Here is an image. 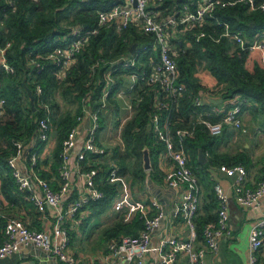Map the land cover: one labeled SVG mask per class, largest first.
<instances>
[{
	"label": "trees",
	"instance_id": "16d2710c",
	"mask_svg": "<svg viewBox=\"0 0 264 264\" xmlns=\"http://www.w3.org/2000/svg\"><path fill=\"white\" fill-rule=\"evenodd\" d=\"M13 1L14 6L8 0H0V43L4 44L8 40L12 42L8 51V61L16 69L14 74L4 75L0 79L3 95L6 97L5 111L0 117V193L8 205H14L17 199L26 200V204L40 213L34 202L29 199L28 193L19 189L9 159L19 153L20 143L25 147L29 145L23 151L28 165L34 152L40 156L46 143L40 140L38 134L39 120L45 116L42 104H47L52 111L51 128L57 131V143L52 157L44 161L45 166L39 159L33 169L53 190H58L62 181L60 168L63 142L72 128L79 123V117L83 114L84 98L90 97L87 102L93 108L101 107L106 73L113 68L112 62L118 58L136 54L140 62L136 67L116 64L119 70L113 74L117 83L112 86V91L126 82L125 77H119L121 73L141 71L143 64L144 68L149 65L150 70V55L153 54L155 59H158V55L153 49L140 50L142 43L152 41V35L138 32L134 25L121 32L115 27H102L77 55L76 62L66 73L62 72L60 67L46 56L58 48L67 47L74 38L75 27L83 30L95 27L100 11L124 5L125 0ZM261 1L257 0L258 3ZM184 3V0H164L161 8L164 9L165 15H169L175 9L181 8ZM225 23H228L232 30L241 31L248 43H251L258 33L264 31V10L250 11L248 5L239 3L218 8L214 16L208 17L202 26L199 24L170 26V40L175 46V59L181 72L180 81L187 86V92L181 96L178 105L163 112L164 117H169L173 130L179 127H192L193 122L198 119L199 111L211 109L213 103L206 100L203 106H195L197 96L206 98L221 96L224 99L222 104L224 111L231 109L239 100H243L242 111L249 109L255 115H260L264 124V68L255 66L253 70H249L246 67L249 50L242 48L232 37L224 35ZM201 31L206 34L198 39L197 35ZM134 43L138 45L135 53H131L130 48ZM201 69L208 70L216 78V86H205L198 74ZM37 84L42 86L41 94L37 93ZM28 89L34 94L33 105ZM157 91H160L159 85L148 87L141 92L143 99L136 102V115L122 130L125 152L117 153L116 149L114 154V158L121 166L119 175L128 169L129 160L132 159L134 177L141 182L146 177L143 167L144 148L148 147L150 150L152 175L158 168L157 157L165 149V144L157 141L150 129L151 116L156 110ZM58 92L69 104L76 105L74 110L61 108L57 99ZM111 93L109 100L114 99L113 92ZM100 114L102 122L103 110ZM223 114L224 112L207 117L212 121H218ZM227 125L224 124V131ZM219 138L220 135L211 134L205 124L199 123L196 125L195 135L186 139L185 146L191 155V164L198 177L200 174L208 175L210 168L214 166L231 167L243 164L248 168L252 165L251 157L246 152L235 154L218 152ZM200 149L208 157L207 162L203 164L198 159ZM94 156L97 155L89 156V160L93 159L91 160L93 162L90 164L87 161L85 170L98 168L95 184L104 192V197L89 203L93 215L108 208L118 193L117 183L109 181L107 175L109 171L103 169L106 168V164H97ZM85 160L86 158L81 163ZM100 167L102 169H99ZM158 172L162 174L160 170ZM213 192L215 193L214 185ZM5 202L3 212L25 222L24 218L6 212ZM210 202L211 204L204 206L206 211L197 214L195 218L197 236L202 240L206 224L216 221L218 216L219 202L216 193L211 196ZM201 209L202 206L199 211ZM215 209V212H211ZM25 224L27 225L26 222ZM5 225L6 219L0 216V244L5 240ZM143 227L144 220L139 212L132 223H119L111 228L109 242L125 235H138ZM72 231L70 227L71 240Z\"/></svg>",
	"mask_w": 264,
	"mask_h": 264
},
{
	"label": "built area",
	"instance_id": "2783aa9c",
	"mask_svg": "<svg viewBox=\"0 0 264 264\" xmlns=\"http://www.w3.org/2000/svg\"><path fill=\"white\" fill-rule=\"evenodd\" d=\"M136 1V5L134 2ZM181 8H177L169 15L164 14L161 6L164 0H125L124 5H116L113 9L100 11L98 21L95 27L89 30H83L75 27L73 30V40L65 48H58L46 56L51 59L62 72H65L76 62L77 55L89 43L92 36L96 35L102 27H115L119 32L134 25L136 30L141 33L152 35V41L141 44V51L154 50L157 52L158 59L150 55V65L141 68V71L131 73H121L119 77L128 76L126 82L112 91V86L117 83L113 76L114 72L119 70L116 64L123 67H136L140 62L135 55H127L118 58L113 68L106 73V84L102 93V105L99 108H93L87 102L89 96L84 98L83 114L79 117L77 123L63 142L61 152L62 165L61 185L58 190H53L47 181L41 179L34 171L40 156L36 152L31 155L29 172H22L17 164L18 157L23 154L25 146L19 144V153L9 159V165L13 169L18 187L28 193V197L34 202L38 210L44 212L47 207L55 210L53 227L51 233L45 230L30 228L25 222L15 216L3 212L4 202L0 193V216L6 219L4 229L5 240L0 244V259L19 252L23 247L34 245L47 252L56 261L63 264H81L72 254L69 253L71 237L69 235L70 227H79L82 223V211L91 201L104 197L95 184V176L98 168L83 171L79 167L76 172L85 176L87 179L86 192L75 199H71L66 207H62V202L72 188V170L70 168V158L77 140L82 134L81 130L86 119L90 121V126L83 133L84 147L78 155L82 161L88 153L102 155L105 148L99 144L98 135L101 130L100 111L109 101V97L122 100L125 108L129 111L122 118L118 133L119 142L124 145L122 138V127L134 118L137 112L136 102L143 99L141 92L154 85L160 86V91L155 96V108L151 116L150 129L154 133L156 140L165 144V149L160 153L170 160V167L167 171L166 179L168 185L177 187L179 184L186 186L185 192L176 208L178 214L182 215L189 226L190 238L187 240L170 237L161 240L156 247L151 245L152 235L159 226L164 216L163 205L157 198L151 200L150 206L141 210V218L144 220V227L138 235H125L119 239L111 240L107 247L108 252L122 260L131 261L135 256L141 260L148 252L156 249L162 264H172L176 261L179 254L188 255L189 264H205V258L209 252L213 253L219 249L220 241L224 238H230L233 235L232 225L230 224V204L231 195L222 185L214 186L215 193L219 202L218 216L216 221L206 224L204 228V239L201 245H197V226L195 218L199 212L201 204V186L199 177L193 170L191 164V155L187 151L185 141L195 135L196 125L205 124L211 134L220 135L223 132L224 124L232 125L234 128L246 132L247 128L242 117L243 100H239L231 109L225 110L219 107H213L209 111H199L198 119L193 122L190 128H176L173 130L169 117H164L163 112L169 111L178 102L185 92L187 86L180 81V68L175 59V46L170 40V26L173 25H193L202 26L207 22L208 17H213L215 11L220 7L245 3L248 9L264 10V0L260 3L257 0H184ZM8 2L14 6L13 0ZM221 23V22H219ZM224 35L232 37L242 48L248 50H262L264 52V31L258 33L251 43H248L245 35L241 31H234L228 23H225ZM206 32L201 31L198 39L205 36ZM12 46L11 41L0 43V79L4 75H11L16 72L15 67L8 61V51ZM97 65V64H96ZM95 70V65L92 67ZM42 86L37 84V93L41 94ZM0 83V117L5 111L6 97ZM204 97L195 98V106L201 107L205 104ZM45 116L39 120L38 134L41 141H49L51 134V114L52 111L47 104H42ZM124 107V106H123ZM221 119L212 121L207 116L213 114L220 115ZM21 148V149H20ZM229 174L233 177L232 190L234 198L243 208L257 207L261 197L264 194V172L262 178L255 186L247 184L248 170L243 164H236L227 167ZM108 178L117 177L119 171L116 166L108 169ZM126 203V199H120L115 204V209L120 210ZM151 210H155L151 213ZM264 245V217L257 221L249 233V264H264L260 261V251Z\"/></svg>",
	"mask_w": 264,
	"mask_h": 264
},
{
	"label": "crops",
	"instance_id": "0c3cea01",
	"mask_svg": "<svg viewBox=\"0 0 264 264\" xmlns=\"http://www.w3.org/2000/svg\"><path fill=\"white\" fill-rule=\"evenodd\" d=\"M255 66L264 68V52L262 50H249V55L246 61V67L253 70ZM202 82L210 87L217 85L216 78L208 71L201 69L198 72ZM126 79L128 76H124ZM203 94V93H202ZM61 95L59 92L57 96ZM222 98L219 95L208 97ZM115 99V100H114ZM109 100L105 107L102 108V122L98 141L99 144L105 148V153L94 156L97 164H106V168H113V165L120 171L121 166L114 154H123L125 152V143L122 145L117 136L120 129L122 118L129 111L125 108L122 100L114 98ZM206 99V97H204ZM59 102V101H58ZM213 103V102H211ZM223 102L218 104L213 103L212 107L222 108ZM124 106V107H123ZM244 124L247 128L246 132L234 128L232 125H227V129L220 134V143L217 146L218 152L235 154L238 152H246L252 160V165L248 169L247 184L255 186L262 178L264 172V124L260 115H255L249 109L242 111ZM86 119L83 123L82 130L86 129ZM125 127V125L122 127ZM225 129V128H224ZM81 130V132H82ZM83 132V133H84ZM80 134L77 144L74 147L71 158L70 168L72 170V188L62 202V207H66L71 199H75L86 192L87 179L85 176L76 172L79 167L83 171L88 165V153L86 160L81 163L78 155L82 152L84 147V134ZM57 143V131L52 128L49 141L45 143L44 149L40 152V163L45 166V162L52 157L53 151ZM29 147L27 145L25 148ZM199 156V155H198ZM207 157V155H206ZM199 159V157H198ZM208 160V157H207ZM207 160L205 162H207ZM45 161V162H44ZM86 162V163H85ZM204 162V163H205ZM152 163V158H151ZM156 163L158 168L145 170L146 177L144 181H139L134 177L133 162L129 160L128 169L117 177L109 179L112 183H117L118 193L115 196L111 205L100 213L92 214L90 207H86L82 211V223L79 227H71L72 242L69 247V253L72 254L81 264H162L159 252L154 249L144 255L143 259L139 256L131 261L122 260L108 252L109 230L119 223H132L136 216L141 213V210L150 206L153 198L159 199L163 205L164 216L160 221L159 226L155 229L152 235L151 245L156 247L161 240L176 237L187 240L190 238V229L184 217L177 213L176 208L185 192L186 186L179 184L177 187L168 185L166 175L170 167V160L162 154L157 157ZM202 163V162H201ZM19 169L24 172H29V165L26 157L21 154L17 159ZM203 164V163H202ZM103 166V165H102ZM153 168V163H152ZM99 169H102L101 167ZM160 170L162 174L158 172ZM156 173V176H155ZM150 176V178H149ZM151 179V182L149 181ZM201 186V204L203 209L198 212L204 213L206 211L205 205L211 204V196H214L213 185L220 184L231 195L230 204V224L232 225L233 235L230 238H224L220 241L219 249L216 252H209L205 258V264H249V233L252 226L264 217V194L261 197L260 203L257 207L243 208L238 204L234 198L232 190L233 177L229 174L225 165L214 166L210 168L208 175L200 174L199 176ZM1 186V181H0ZM3 196V195H2ZM126 199L125 205L120 209H115V204L120 199ZM5 202V198L3 197ZM26 200L17 199L14 205H8L6 212L24 218L27 225L39 230H45L51 233L54 221L55 210L47 207L44 212L38 213L33 210L30 205L26 204ZM155 210H151L154 213ZM210 211V210H209ZM211 210V212H215ZM197 215V216H198ZM202 239L198 238L197 245L202 244ZM260 262L264 263V245L260 251ZM0 264H63L56 261L44 250L29 245L23 247L19 252L0 259ZM172 264H189L188 255L185 253L179 254L178 258Z\"/></svg>",
	"mask_w": 264,
	"mask_h": 264
},
{
	"label": "water",
	"instance_id": "95a60500",
	"mask_svg": "<svg viewBox=\"0 0 264 264\" xmlns=\"http://www.w3.org/2000/svg\"><path fill=\"white\" fill-rule=\"evenodd\" d=\"M134 5H136V1L134 2ZM137 43H134L131 48H130V52L131 53H135L136 51V48H137ZM28 94L30 96V101L33 105L34 103V94L32 93V91L30 89H28ZM211 99V102L213 103H220V102H223V98H210ZM90 126V121L88 120L86 122V128H88ZM84 132V129L82 130V133ZM144 157H143V167L145 170H150L152 169V163H151V154H150V150L148 147H145L144 148ZM199 161L204 163L206 160H207V157H206V154L204 153V151L202 149L199 150ZM150 178V176H149ZM151 182V179L149 180Z\"/></svg>",
	"mask_w": 264,
	"mask_h": 264
},
{
	"label": "rangeland",
	"instance_id": "374dc122",
	"mask_svg": "<svg viewBox=\"0 0 264 264\" xmlns=\"http://www.w3.org/2000/svg\"><path fill=\"white\" fill-rule=\"evenodd\" d=\"M57 99H58V101L60 103V106H61V108L63 110H65L67 108H68V110H74V108H75L76 105L69 104V102L65 98H63L62 95H58L57 96Z\"/></svg>",
	"mask_w": 264,
	"mask_h": 264
}]
</instances>
